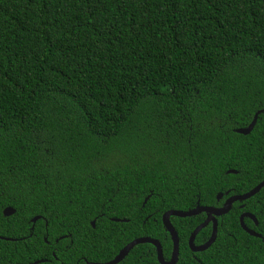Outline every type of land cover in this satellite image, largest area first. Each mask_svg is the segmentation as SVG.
<instances>
[{
    "label": "trees",
    "instance_id": "1",
    "mask_svg": "<svg viewBox=\"0 0 264 264\" xmlns=\"http://www.w3.org/2000/svg\"><path fill=\"white\" fill-rule=\"evenodd\" d=\"M263 180L264 0H0V264L169 261L165 212ZM238 204L201 253L205 214L171 217L176 264H264ZM242 204L264 235V187Z\"/></svg>",
    "mask_w": 264,
    "mask_h": 264
},
{
    "label": "water",
    "instance_id": "2",
    "mask_svg": "<svg viewBox=\"0 0 264 264\" xmlns=\"http://www.w3.org/2000/svg\"><path fill=\"white\" fill-rule=\"evenodd\" d=\"M257 116H258V113H256L254 115L253 120L250 122L248 127L243 128V129H237L235 131L238 134H242V135H247L248 133H250V131L252 130V128L254 127V125L256 123ZM236 173L237 172L234 170L227 171V174H236ZM263 187H264V180L262 182H260L257 186L252 188L250 191H248L244 194L231 196L230 198H228L226 200V202L222 208H215V207H208V206H197L196 208L191 209V210H187V211L169 210V211L165 212L162 215L161 220H162V224L165 227L166 231L169 233V235L171 237V241H172V253H171V257H170L169 261H165V259L163 257L162 247H161V244L158 240L150 238V237H140V238L134 239L133 241H131L127 245H125L118 252V254L112 260H110L108 262H105V263L87 262L85 264H118L129 254V252L135 246L140 245V244H151L155 247L156 257H157V261L159 264H176L178 261V257H179V240H178V235H177L174 227L172 226V224L170 222L171 217L190 218V217H194V216H197L200 214H205L206 219L193 230V232L191 233L189 240H188V247L192 252H194V253L202 252V251L207 250L215 241L216 233H217V225L215 223V217H220L222 215L227 214L228 211L230 210L233 202L245 201L247 199H250L251 197L256 195ZM221 197H222V194L220 193L217 195L216 198H217V200H219ZM146 201H147V199L144 201V204L146 203ZM2 213L4 216L9 217V216L13 215L15 213V211L12 208L7 207L3 210ZM245 216H248V217L254 219V217L249 215V214H243L240 217L241 228L250 236L264 240V235L257 234L254 231L248 229L244 225L243 217H245ZM39 219H40V217H35L32 219V222H36ZM112 221H114V222H126L125 220H120V219H112ZM210 223L213 224V227H212V233H211L209 240L201 246H198V247L195 246L194 245V239H195L196 235L202 229H204L207 225H209ZM92 226L94 227V222H92ZM0 239L7 240L4 238H0Z\"/></svg>",
    "mask_w": 264,
    "mask_h": 264
},
{
    "label": "flooded vegetation",
    "instance_id": "3",
    "mask_svg": "<svg viewBox=\"0 0 264 264\" xmlns=\"http://www.w3.org/2000/svg\"><path fill=\"white\" fill-rule=\"evenodd\" d=\"M250 124V123H249ZM248 124V125H249ZM248 125L246 126V127H248ZM246 127H244V128H246ZM231 196H235V195H229V192H226L224 195H222V197L219 199V200H217V198H216V200H217V202H220L221 204L219 205V206H215V208H222L223 206H224V204H225V202H226V200L228 199V198H230ZM247 200H249V199H247ZM247 200H245V201H247ZM244 201H235V202H233V204L231 205V208H230V210L228 211V213L232 210V208H233V206L235 205V204H238L237 205V207L241 210L240 211V214H239V217H238V221H239V225H240V217L243 215V214H249V215H251V216H253L254 217V219L253 218H250V217H248V216H245V217H243V222L245 221V220H247V221H249V222H251V223H253V225L254 226H257L258 225V221H257V219H256V217L254 216V214L253 213H251L250 211H245L244 209H245V207H244V204H242ZM214 207V206H213ZM227 213V214H228ZM201 215V214H200ZM226 215V214H225ZM222 216H224V215H222ZM222 216H220V217H222ZM217 218H219V217H215V223H216V225H217ZM205 219H206V216H205ZM204 219V220H205ZM37 222V221H36ZM36 222H32L31 221V227L29 228V235H28V237L29 236H31V233H32V231L34 230V226H35V224H36ZM244 225H245V223H244ZM208 226H210L211 227V230H210V235H209V237L207 238V240L203 243V244H205L208 240H209V238H210V236H211V233H212V227H213V224L212 223H210L209 225H207L206 227H208ZM205 227V228H206ZM241 227V226H240ZM191 235V234H190ZM197 236V235H196ZM216 236H217V233H216ZM0 238H4V239H7L6 241H15V240H24V239H26L27 238V236H25V237H20V238H14V239H12V238H6V237H2V236H0ZM63 237H60V238H58V239H55V241H54V248H53V251L51 252V255L53 256V258L55 259V260H57V258H56V256H55V251L57 250V245H58V243H59V240L60 239H62ZM196 238V237H195ZM216 239V238H215ZM0 240H3V239H0ZM189 240V239H188ZM5 241V240H4ZM44 241L45 242H47V240H46V238H44ZM194 241H195V239H194ZM215 242V241H214ZM203 244H201V245H203ZM194 245L195 246H201V245H196L195 243H194ZM210 248V247H209ZM208 248V249H209ZM207 249V250H208ZM206 251V250H205ZM192 252V251H191ZM202 252H204V251H202ZM194 253V252H193ZM197 253H201V252H197ZM38 262V263H37ZM42 262H46V260H42V261H35L34 263H30V264H39V263H42ZM88 261L87 260H85V259H83L82 260V264H85V263H87ZM60 264H62V263H60ZM76 264H79V261H77L76 262Z\"/></svg>",
    "mask_w": 264,
    "mask_h": 264
}]
</instances>
